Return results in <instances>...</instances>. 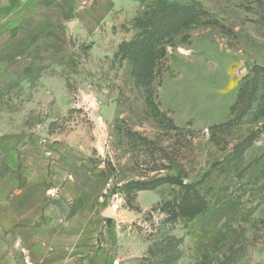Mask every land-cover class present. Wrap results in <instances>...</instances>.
<instances>
[{
    "label": "rangeland",
    "instance_id": "rangeland-1",
    "mask_svg": "<svg viewBox=\"0 0 264 264\" xmlns=\"http://www.w3.org/2000/svg\"><path fill=\"white\" fill-rule=\"evenodd\" d=\"M155 1L7 7L0 264H264V117L219 125L264 66V0H196L202 22L164 44L149 101L119 49ZM166 175L193 184L206 209L180 215L177 184L129 185Z\"/></svg>",
    "mask_w": 264,
    "mask_h": 264
},
{
    "label": "trees",
    "instance_id": "trees-1",
    "mask_svg": "<svg viewBox=\"0 0 264 264\" xmlns=\"http://www.w3.org/2000/svg\"><path fill=\"white\" fill-rule=\"evenodd\" d=\"M201 13L196 0H156L141 16L135 18V25L139 31L134 39L121 43L119 52L133 62L134 75L143 83L149 101H152L153 96L154 68L157 59L165 53L164 44L172 40L176 34L200 25ZM252 72L253 76L242 84L232 105L231 111L237 112L235 113L237 116L234 115L232 119L219 125L237 124L254 111L257 117H264V66L255 64ZM260 131L264 132V122ZM256 136V133L248 135L242 143L243 148L249 146ZM164 183L177 184L183 188L176 205L180 215L193 217L206 209L205 199L193 184L185 182L179 176L166 175L147 180H133L129 185L137 190H152ZM169 257V254H165L158 261L159 264H172L174 260Z\"/></svg>",
    "mask_w": 264,
    "mask_h": 264
},
{
    "label": "crops",
    "instance_id": "crops-1",
    "mask_svg": "<svg viewBox=\"0 0 264 264\" xmlns=\"http://www.w3.org/2000/svg\"><path fill=\"white\" fill-rule=\"evenodd\" d=\"M19 1L20 2L17 4V3L14 2V0H0V22L3 21V18L5 17V15L7 13V7L8 6H10L12 4H13V6H21V5H23V2L25 0H19ZM0 229H1V226H0ZM2 230H6V228L3 227ZM0 242H2V245L5 244L4 240H1ZM19 245H20V243H19ZM40 246L42 247V245H40V242L39 241H35L33 247H35L36 253H39L38 251H40V249H41ZM28 258H29V260L32 259V258L29 257V255H28ZM5 260H6V258L3 261H5Z\"/></svg>",
    "mask_w": 264,
    "mask_h": 264
},
{
    "label": "water",
    "instance_id": "water-1",
    "mask_svg": "<svg viewBox=\"0 0 264 264\" xmlns=\"http://www.w3.org/2000/svg\"><path fill=\"white\" fill-rule=\"evenodd\" d=\"M69 26H72V22H69ZM109 214H110V210H108V211L105 213L106 216H109Z\"/></svg>",
    "mask_w": 264,
    "mask_h": 264
},
{
    "label": "built area",
    "instance_id": "built-area-1",
    "mask_svg": "<svg viewBox=\"0 0 264 264\" xmlns=\"http://www.w3.org/2000/svg\"><path fill=\"white\" fill-rule=\"evenodd\" d=\"M109 186V184H107V187ZM107 187L104 190V193H106ZM99 200H103V196H100Z\"/></svg>",
    "mask_w": 264,
    "mask_h": 264
}]
</instances>
